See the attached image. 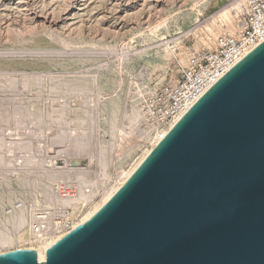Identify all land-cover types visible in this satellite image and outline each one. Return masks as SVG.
Masks as SVG:
<instances>
[{
    "label": "rangeland",
    "instance_id": "374dc122",
    "mask_svg": "<svg viewBox=\"0 0 264 264\" xmlns=\"http://www.w3.org/2000/svg\"><path fill=\"white\" fill-rule=\"evenodd\" d=\"M229 1L0 0V80L6 85L7 77L3 73H17L16 90L4 89V84L0 83V112L3 111L0 113V154L6 160L0 165V221L2 231L15 238L10 245L0 244V253L29 247L27 240L17 237H30L35 216L59 215V219L50 225L54 228L56 223L66 220L67 214L63 215V211L73 215L75 210L77 215L85 208L84 201L75 208L61 203L48 205L46 191L77 193L82 187L85 193L90 191L96 196L109 183L101 176V171L114 177L136 157L151 128V118L144 117L149 96L156 86L179 74L180 66L184 65L178 57L180 48L189 50L190 55L212 47L213 44L201 43L194 48L196 38L189 30ZM165 41H169L167 45H164ZM171 51L175 55L172 56ZM30 72L61 75L69 80L81 74L88 92L66 93L64 85L53 91L51 87L59 84L55 85L52 77H45L41 87L35 85L31 90L25 89L24 77L20 74ZM17 97L19 99H15ZM16 112L23 121L26 117L33 120L29 119L26 124V118L22 124ZM28 112H31L30 117ZM33 115L50 122H45L46 119L43 120L46 124H42L40 119L39 123V117L36 119ZM132 115L135 117L129 120ZM15 119L21 124L14 123L17 122ZM58 126L65 128L66 135L72 133V137L68 135V139L58 142V139H51ZM76 132L81 133L77 135L78 139L74 136ZM73 137L82 142L86 140L83 145L92 151L90 156L62 152L73 143L69 141L70 138L73 141ZM43 138L48 139L47 142ZM14 141L23 148H18ZM33 154V161H38L22 168V162ZM65 157L70 166H76L78 161V166L86 170V177H101L92 186L88 182L80 183L74 175L72 178L59 176V179L54 171L51 173L52 163ZM32 172L35 178H32ZM53 175L58 179L54 180ZM21 210L26 212L29 225L17 228L14 217ZM60 215L63 216L60 218Z\"/></svg>",
    "mask_w": 264,
    "mask_h": 264
},
{
    "label": "water",
    "instance_id": "95a60500",
    "mask_svg": "<svg viewBox=\"0 0 264 264\" xmlns=\"http://www.w3.org/2000/svg\"><path fill=\"white\" fill-rule=\"evenodd\" d=\"M0 264H264V40L90 218Z\"/></svg>",
    "mask_w": 264,
    "mask_h": 264
},
{
    "label": "bare ground",
    "instance_id": "6f19581e",
    "mask_svg": "<svg viewBox=\"0 0 264 264\" xmlns=\"http://www.w3.org/2000/svg\"><path fill=\"white\" fill-rule=\"evenodd\" d=\"M243 5H244V0H231L229 1V3L219 7L216 11H214L213 15H211L210 17L208 18H205L204 20H202V22H200L198 25H195V27H193L192 29H190L189 31L192 32V34L195 36V44H194V48L196 47H199L201 43H206V44H214L216 38L218 37V35L220 34H234L237 30V23H236V19H237V16L238 14L242 11L243 9ZM188 31V32H189ZM161 42V41H160ZM169 41H165L164 42V45H167ZM203 46V45H202ZM189 50H186L184 48H180V52L178 53V57L180 58V62L183 63V64H186L187 63V60H188V56H189ZM175 52L174 51H171V55H175L174 54ZM167 56V55H166ZM1 75V74H0ZM3 75H5L6 78V85L4 84L3 81L0 80V83L1 84H4L5 86H7V88L4 87V85H2L4 89H9V90H16L17 89V73H3ZM21 76L24 77V80H23V86L25 89H30L35 86V85H38L39 87L43 86L44 84V79L45 77H52L53 79H55V85L57 86H54V87H51V89L53 91H57V88L60 87L61 85H64L66 87V93L67 92H70V91H76V92H83L86 91L88 92L87 90V87H86V83L84 82L83 80V76L81 74H78L76 75L72 80L70 79H67V77H64V76H61V75H53V74H50V73H33V72H30V74H27V73H22L20 74ZM9 77V78H8ZM57 79V81H56ZM0 84V85H1ZM80 88V89H78ZM39 90V89H38ZM92 91V90H90ZM10 92V91H9ZM14 92V91H13ZM12 93V92H11ZM2 94V93H1ZM7 94V93H6ZM55 94V93H54ZM58 95V94H57ZM8 96V94L6 95V97ZM13 96V95H12ZM9 97V96H8ZM21 97V96H19ZM66 98V97H65ZM15 99H19L18 97L15 98ZM14 100V97L13 99ZM15 101V100H14ZM18 102V100H17ZM13 104V103H12ZM15 104V103H14ZM20 105V104H19ZM21 106V105H20ZM53 106V105H52ZM67 106V105H66ZM31 107V106H30ZM29 107V108H30ZM57 107V106H56ZM8 108V107H7ZM15 108V107H14ZM13 108V109H14ZM22 107H20L21 109ZM26 110H28L27 106H25ZM59 108V107H58ZM11 109V108H9ZM18 109V108H16ZM53 109V107H52ZM71 109V108H70ZM24 110V109H23ZM24 110V111H26ZM59 110V109H58ZM6 113L8 110H5ZM13 111V110H12ZM13 112H15V110ZM23 111V112H24ZM33 111V110H31ZM3 112V111H1ZM0 112V113H1ZM9 112V111H8ZM22 112V113H23ZM64 112V110H63ZM17 113V112H16ZM15 113V114H16ZM18 113H19V109H18ZM17 113V114H18ZM22 113L20 115H22ZM25 115H26V112H24ZM29 113L31 112H28L27 115H29ZM4 114V113H3ZM33 114V113H32ZM134 114V113H132ZM150 111L148 113V108L146 109V112L144 113V117L146 119H150ZM2 115V114H1ZM49 115V114H48ZM52 115V114H51ZM54 115V114H53ZM64 115V114H63ZM136 115V114H135ZM135 115L130 118L129 117V120H132ZM5 116V115H3ZM1 116V117H3ZM9 116V115H8ZM24 116V114H23ZM34 116V115H33ZM36 116V115H35ZM34 116V117H35ZM56 116V115H55ZM10 117V116H9ZM14 117L16 118V116L14 115ZM30 117V115H29ZM39 117V121L41 119L40 116H37L35 117L36 119H38ZM18 118H19V114H18ZM21 118V116H20ZM18 119L20 121H22L21 123L23 124V122L25 123V119L28 118L24 116V121L23 119ZM33 118V117H31ZM34 118V120L36 121V119ZM52 118V117H51ZM56 118V117H55ZM179 117L177 118H173L169 123H167V125H161L160 122L158 121H154L152 119H150L152 121L151 123V128H149V131H148V134L146 135V141H145V144L142 148L139 149L136 157L130 162L128 163L125 167L121 168L120 171L114 176V177H110L109 174H107L106 172H103L101 171L102 175L101 176H104L106 179L109 180V183L107 185V187L105 188V190L103 192H100L98 193L96 196H93V194L90 192V191H87L88 193H85L81 188L79 190V192L77 193H71V192H67V193H63L62 190H60L59 194L55 193V192H52L51 191H46L45 194H46V198H45V202L48 204V205H51V204H55V203H58V204H64V205H72L73 208H75L78 203L80 201H84L86 202L85 204H83L85 206L84 209L81 210V207L78 209H80V213L79 214H74L75 210L72 211V214L73 215H65L64 218L69 222L67 223V226L64 227V223L62 221L56 223L55 227H50L49 232H46V233H41L40 235H35L34 233H32L30 235V237L28 239H25L22 235H19L17 237V239L19 240H27L28 241V244H29V249H33L37 252V257H38V260L39 261H43L46 257V250H47V247L59 240L61 237H63L65 234H67L69 231H71L72 229H74L75 227H77L78 225L82 224L83 222H85L88 218H90L99 208L102 207L103 204H105L109 198H111L113 196V194L122 186V184H124V182L130 177V175L136 170V168L142 163V161L146 158V156L151 152V150L153 149V147L167 134V132L170 130V128L175 124V122L178 120ZM7 119V118H6ZM30 118H28L26 120V124L28 123V120ZM47 119V118H46ZM44 119H41V121L43 120H46ZM17 119H15V121L17 122H14V123H20V121H18ZM31 120V119H30ZM33 120V119H32ZM31 120V121H32ZM49 119H47L45 122H47ZM86 120V119H84ZM13 121V119H12ZM41 121L39 123H41ZM83 121V120H82ZM50 121H48L49 123ZM10 123V122H9ZM44 123V121L42 122V124ZM84 123V122H83ZM116 123V122H114ZM46 124V123H44ZM61 124V123H60ZM59 124V125H60ZM64 124V122H63ZM86 124V123H85ZM88 124V123H87ZM37 125V124H36ZM39 125V124H38ZM118 125V123H117ZM8 126V125H7ZM27 126V125H26ZM63 126V125H62ZM86 126V125H85ZM113 126V125H112ZM4 127V126H3ZM21 127V126H20ZM23 127V126H22ZM37 127V126H36ZM88 127V126H87ZM114 127H116L114 125ZM114 127H113V130H114ZM1 128V127H0ZM6 128V127H5ZM15 128V127H14ZM18 128V127H17ZM39 128V127H38ZM42 128V126H41ZM64 128V127H63ZM61 126H58L56 132H55V135H52V138L55 139H58L56 140V142H58L59 140H65V139H68L67 136L68 135H71L72 133H69L68 135H66L67 133H65V128L63 129ZM13 129V128H12ZM32 129V128H30ZM22 130V129H21ZM20 130V131H21ZM36 130V129H35ZM39 130V129H38ZM70 130V129H69ZM34 131V129H33ZM68 131V129H67ZM9 132V131H8ZM70 132V131H69ZM20 133V132H19ZM26 133V132H25ZM33 133V132H32ZM35 133V132H34ZM39 133H41L39 131ZM44 133V132H43ZM5 134V133H4ZM37 134V133H36ZM78 134H81L79 132H76L74 136H76V138L78 139L79 137H77ZM1 135V134H0ZM73 135V134H72ZM72 135L70 137H72ZM80 136V135H79ZM46 137V136H45ZM83 137V136H82ZM81 137V138H82ZM76 138L73 137V141L71 140L72 138L69 139V141L73 142L72 144H70L68 146V148H65L66 145H65V149L62 150V152L64 151L65 153L69 154V155H73V156H79L80 154L82 153H86L87 155H91L92 151L86 149L85 146L83 145L84 142H86V140L84 142L80 141V140H77ZM84 138V137H83ZM82 138V139H83ZM2 139V138H1ZM40 139V138H39ZM49 139V140H51ZM77 141H76V140ZM85 139V138H84ZM4 140V139H3ZM35 140V139H34ZM43 140H46L43 138ZM48 140V139H47ZM46 140V142H47ZM89 139H87L88 141ZM40 142V140H38ZM68 141V140H66ZM65 141V142H66ZM34 142V141H33ZM45 142V143H46ZM64 142V141H63ZM70 142V143H71ZM91 141H89V144ZM12 143V142H11ZM15 143V141H14ZM19 144V142H17ZM23 143V142H21ZM37 143V142H36ZM67 143V142H66ZM1 144V143H0ZM5 144V142H4ZM3 144V145H4ZM16 144V143H15ZM39 144V143H37ZM78 144V145H77ZM88 144V142L86 143ZM88 144V145H89ZM11 145V144H10ZM17 145V144H16ZM21 145H24V144H21ZM68 145V143H67ZM15 146V145H14ZM46 148H49L47 144H45ZM1 147V146H0ZM6 147V146H5ZM18 147V145H17ZM17 147L15 146V148L17 149ZM25 147V146H24ZM28 148H30L28 145H27ZM84 147V148H83ZM92 147V146H91ZM13 148V147H12ZM20 148V147H18ZM23 148V146L21 147ZM20 148V149H21ZM35 148V147H34ZM44 148V147H43ZM89 148V147H88ZM7 149V148H6ZM26 149V147H25ZM9 150V149H8ZM3 151V150H2ZM10 152V151H9ZM38 152V151H37ZM36 152V153H37ZM40 152H38L39 154ZM9 154V153H7ZM12 154V153H11ZM43 154V153H42ZM6 155V154H5ZM28 156V155H27ZM42 156V155H41ZM13 157V156H12ZM37 157V156H36ZM33 158H34V154L33 156H30L29 157H26V159L22 162L24 165L22 166V168H25L27 166H31L34 161H33ZM104 158V157H103ZM10 159V158H9ZM12 159V158H11ZM36 159V158H35ZM40 160V159H39ZM104 161V159H101ZM3 161H6L4 156H2L0 154V165L1 162L4 163ZM38 161V159H37ZM36 161V162H37ZM41 161V160H40ZM10 162V160H9ZM14 162V161H13ZM35 162V163H36ZM6 163V162H5ZM8 163V162H7ZM12 163V162H10ZM9 163V164H10ZM71 163V162H70ZM101 164H102V161H101ZM4 165V164H3ZM11 165V164H10ZM14 166V165H13ZM52 166L53 168L51 169V173H54L55 172V175H58V178L60 179L59 176H64V177H71L72 175H74L73 177H75L76 179L78 178V180H80V183L81 181L82 182H88L90 183V185L92 186L98 179V177H101V176H97V177H86L87 175H85V171L86 170H82L79 166H78V161H77V164L76 166H70L69 162H68V158L65 157V158H61V159H55L54 162L52 163ZM102 166V165H101ZM100 166V168H101ZM105 166V164L103 165ZM4 167V166H3ZM8 167V166H7ZM34 168V165L32 166ZM37 167V166H36ZM11 169V168H10ZM21 169V168H20ZM102 170H103V167H102ZM54 171V172H52ZM20 172V171H19ZM22 172V171H21ZM20 172V173H21ZM48 172V171H47ZM24 173V171H23ZM27 172H25L24 174H26ZM33 173V172H32ZM31 173H29L30 175ZM48 174V173H47ZM28 175V174H26ZM25 175V176H26ZM53 175V179H54V176ZM22 177H25L24 175H21ZM43 176V175H42ZM49 176V175H48ZM47 176V177H48ZM31 176H29L30 178ZM32 178H35L34 176V173H33V177ZM56 176H55V179H58ZM68 178V179H69ZM72 178V177H71ZM6 179V178H5ZM28 179V177H27ZM31 179V178H30ZM39 179V178H38ZM52 179V180H53ZM34 179H32L33 181ZM61 180H65V179H61ZM73 180V179H72ZM75 180V179H74ZM48 181V180H47ZM71 181V180H70ZM69 181V182H70ZM35 182V181H34ZM51 182V181H49ZM76 182V181H74ZM78 182V181H77ZM32 183V182H30ZM72 183V182H70ZM33 184V183H32ZM74 184V183H73ZM79 184V183H78ZM77 184V185H78ZM96 184V183H95ZM94 184V185H95ZM45 185V184H44ZM47 186V185H45ZM48 187V186H47ZM78 187V186H77ZM76 187V188H77ZM78 187V188H79ZM51 189V188H50ZM73 191V190H72ZM75 191V190H74ZM38 202V201H36ZM80 204V203H79ZM61 206V205H60ZM8 220V219H7ZM12 221V219H11ZM3 222V221H2ZM14 224L17 228H21L22 226H24L25 224H28L29 225V221L27 219V215H26V212L21 210L19 213L16 214V216L14 217ZM58 224V225H57ZM14 226V227H15ZM19 230V229H18ZM18 232V231H17ZM15 241V238L14 237H11L9 235H7V233L5 234L3 231H2V223L0 221V244H6V245H10L12 244L13 242Z\"/></svg>",
    "mask_w": 264,
    "mask_h": 264
},
{
    "label": "built area",
    "instance_id": "2783aa9c",
    "mask_svg": "<svg viewBox=\"0 0 264 264\" xmlns=\"http://www.w3.org/2000/svg\"><path fill=\"white\" fill-rule=\"evenodd\" d=\"M236 23L234 34H220L209 49L192 52L178 75L156 86L146 103L152 120L161 125L173 118L179 120L219 77L264 40V0H244ZM67 212L62 213L69 215ZM58 216H35L30 231L35 235L51 231L50 225ZM67 223L65 220L64 227Z\"/></svg>",
    "mask_w": 264,
    "mask_h": 264
}]
</instances>
